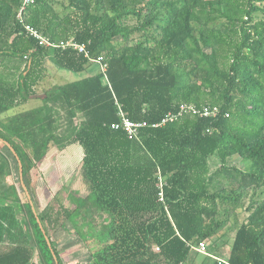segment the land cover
Returning <instances> with one entry per match:
<instances>
[{
    "label": "trees",
    "instance_id": "obj_1",
    "mask_svg": "<svg viewBox=\"0 0 264 264\" xmlns=\"http://www.w3.org/2000/svg\"><path fill=\"white\" fill-rule=\"evenodd\" d=\"M22 2L0 0V61L25 63L17 81L0 79V115L36 94L48 60L81 78L48 90L42 106L8 127L0 120L8 130L0 138L18 154L29 192L20 180L11 183L24 218L12 205L0 209V264H64L51 229L73 210L38 212L30 196L50 144L82 148L92 203L111 216L113 242L86 264H184L193 246L218 235L226 205L239 207L250 191L229 256L210 264H264V0H35L21 21ZM25 23L52 42L84 45L87 54L39 45ZM100 56L106 73L90 59ZM182 104L200 113L152 126ZM206 106L215 114L202 115ZM120 109L149 124L138 138L112 127ZM2 139L0 181L20 175ZM233 156L247 166L230 163ZM219 175L227 185L215 182Z\"/></svg>",
    "mask_w": 264,
    "mask_h": 264
},
{
    "label": "rangeland",
    "instance_id": "obj_2",
    "mask_svg": "<svg viewBox=\"0 0 264 264\" xmlns=\"http://www.w3.org/2000/svg\"><path fill=\"white\" fill-rule=\"evenodd\" d=\"M261 16L264 17L259 14V17ZM17 61L19 60L17 59ZM9 68L10 70L6 68V70H3L1 68L0 79L4 78V80L15 82L19 71L17 67L10 66ZM45 72L46 75L39 83L37 89L40 94L80 77L74 72L60 71L49 60L46 62ZM37 103L40 104L38 99H32L20 109L33 107ZM0 129L3 132H8L4 124L0 125ZM15 142L20 146L24 154H27V152L31 154L32 146H29L26 140L16 138ZM3 151L9 157L12 164H14L8 152L6 150ZM229 162L242 169L247 166V163L239 156H233ZM38 169L43 175L37 178L35 186H32L30 190V196H32L37 211L41 212L50 205L57 210L63 206L69 212L73 210L71 218L65 217L63 213L64 218L61 224L56 229H51V238L54 240L64 264H86L91 262L93 259L92 255H95V253L102 251L110 245L113 242V238L110 233V214L93 205L89 189L83 180L81 171L82 148L78 145H70L67 150L60 152L54 144H50L46 157L39 163ZM222 178L219 175L215 182L221 186L227 185L226 180ZM14 180L15 183H18L19 180L22 181L21 176H17L16 173L12 178L7 177L0 181V209L12 203L17 211L18 217L24 218L22 210L14 199L16 194L14 188L11 186ZM23 181L27 185L25 178ZM251 195L252 191L246 195L239 207L233 208L232 205H226L229 207L228 215L226 213L221 214V218L226 220L225 224L217 236L204 242L206 253L192 249L184 264H208L215 259L212 256L221 259H226L229 256L235 235L234 232L245 221L248 214L247 207L251 202ZM258 197L260 196L256 195L254 199ZM81 203H83L82 207L79 206ZM76 210L77 215L74 212ZM79 230H81L82 235Z\"/></svg>",
    "mask_w": 264,
    "mask_h": 264
},
{
    "label": "built area",
    "instance_id": "obj_3",
    "mask_svg": "<svg viewBox=\"0 0 264 264\" xmlns=\"http://www.w3.org/2000/svg\"><path fill=\"white\" fill-rule=\"evenodd\" d=\"M35 0H23L22 5L19 8L18 11V18L21 21H24V14L27 10V7L32 4ZM25 28L28 31V33L30 35H32L33 37L37 38L39 45L42 46H48V47H67V46H72L75 49H79L80 51H86L85 50V46L84 45H79L76 42H74L73 40H68V41H62L60 43H55L50 41L49 39H47L46 37H44L36 28H34L33 26H31L30 24L25 23ZM87 54V51H86ZM91 61L99 64L100 69L106 73V70L108 68V64L107 62H105L104 57L100 56L98 58H90ZM107 77V76H106ZM184 111H191L193 113H200V110H198V108H196V106L192 105V104H182L180 106V108L178 109V111L176 113H172L169 112L166 116H164L161 120L160 123H153L152 126H158L160 124H165L166 122L169 121H174L176 120L179 115H181ZM202 115L205 116H211L214 115L215 112L214 110H212L209 106L204 107L203 111L201 112ZM120 115V120L113 123L112 127L113 128H120L123 129L130 138H138L139 134H140V130L143 127L148 126L149 124L146 121H135L132 120L131 118H129L125 112L120 109L119 112ZM165 184L164 180L162 177H160V192H159V200L165 202L164 199V191H163V185ZM196 250L206 253V248H205V244L204 242H201L198 246H193Z\"/></svg>",
    "mask_w": 264,
    "mask_h": 264
},
{
    "label": "crops",
    "instance_id": "obj_4",
    "mask_svg": "<svg viewBox=\"0 0 264 264\" xmlns=\"http://www.w3.org/2000/svg\"><path fill=\"white\" fill-rule=\"evenodd\" d=\"M2 64V65H1ZM21 64H22V66H21ZM25 64V63H24ZM24 64L23 63H21L20 62V60L19 61H17V59H7V60H5L3 63H1V61H0V71H2L1 70V68L3 69V70H6V69H8V70H10V66H13V67H18L17 69H18V71H19V73L21 72V70L24 68ZM6 69H5V68ZM60 70V69H59ZM60 71H62V70H60ZM63 71H65L66 72V70H63ZM19 73H18V75H19ZM78 78H81V77H78ZM77 78V79H78ZM17 79H18V76H17V78H16V80L15 81H17ZM76 79V80H77ZM3 80H4V78H3ZM41 82V81H40ZM38 87H39V85L37 86V89H38ZM57 87V86H56ZM56 87H53V88H56ZM59 87V86H58ZM51 89V90H54V89ZM50 90V91H51ZM39 93V91L38 90H36V94L35 95H33V96H31L26 102H24V103H22V104H19L18 106H16V107H14V108H11L9 111H6V112H4V113H2L1 115H0V120H6V127H8L10 124H9V119L10 118H14V116L15 115H17V114H20V113H22V112H24V111H26V110H30V109H32V108H35V107H39V106H42V104L44 103L43 101H44V97H46V95L48 94V90L45 92L44 91V93H42V94H40ZM41 96V97H40ZM32 99H38L39 100V102H40V104L39 103H37V105H34L33 107H29V108H27V109H20V108H22V107H24L26 104H28L29 102H30V100H32ZM0 125H2V124H0ZM1 130V129H0ZM7 178V177H6ZM9 178V177H8ZM6 201H7V199L5 198V197H3ZM9 205H12V206H14L12 203H10ZM7 242H8V239H7V237H5V239H4V242H3V245H7ZM212 257H214L215 259H217V257H215V256H212ZM35 259H37V253L35 254ZM219 259H221V258H219ZM212 262V261H211ZM211 262H207L208 264H210ZM204 264V263H203Z\"/></svg>",
    "mask_w": 264,
    "mask_h": 264
},
{
    "label": "water",
    "instance_id": "obj_5",
    "mask_svg": "<svg viewBox=\"0 0 264 264\" xmlns=\"http://www.w3.org/2000/svg\"><path fill=\"white\" fill-rule=\"evenodd\" d=\"M2 141L5 142L7 145H9V147L12 150V152L15 154L16 158L18 159V161H19V171H20V176H21V180H22L21 182L23 183V186H24L27 194L29 195L28 189L25 186L24 181H23V177H22V174H23V166H22V163H21L20 158H19L18 154L16 153L15 149L7 141H4V140H2ZM38 221H39V219H38ZM40 227H42L41 224H40ZM43 233H45V230L44 229H43ZM45 237H46V239H47V241L49 242V245H50V239H49V237L47 235Z\"/></svg>",
    "mask_w": 264,
    "mask_h": 264
},
{
    "label": "flooded vegetation",
    "instance_id": "obj_6",
    "mask_svg": "<svg viewBox=\"0 0 264 264\" xmlns=\"http://www.w3.org/2000/svg\"><path fill=\"white\" fill-rule=\"evenodd\" d=\"M0 139H2V138H0ZM2 140H4V139H2ZM5 141V140H4Z\"/></svg>",
    "mask_w": 264,
    "mask_h": 264
}]
</instances>
